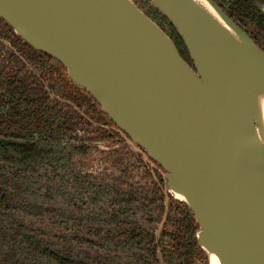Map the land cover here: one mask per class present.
I'll return each instance as SVG.
<instances>
[{"label":"water","instance_id":"water-1","mask_svg":"<svg viewBox=\"0 0 264 264\" xmlns=\"http://www.w3.org/2000/svg\"><path fill=\"white\" fill-rule=\"evenodd\" d=\"M150 0L192 66L133 0H0V19L63 66L134 154L183 197L218 264H264V52L212 0ZM233 34V35H232ZM261 130V129H260ZM0 144L19 145L0 139Z\"/></svg>","mask_w":264,"mask_h":264},{"label":"trees","instance_id":"trees-1","mask_svg":"<svg viewBox=\"0 0 264 264\" xmlns=\"http://www.w3.org/2000/svg\"><path fill=\"white\" fill-rule=\"evenodd\" d=\"M133 2L191 65L181 39L150 0ZM0 36L41 69L51 89L60 82L66 99L113 127L60 65L1 19ZM86 124L71 107L50 102L34 77L0 72V138L22 143L0 144V264H208L189 208L165 192L161 174L158 182L152 179L138 156L122 146L94 149L110 171L104 177L73 165L69 154L93 148L87 143H120L111 129L74 136Z\"/></svg>","mask_w":264,"mask_h":264},{"label":"flooded vegetation","instance_id":"flooded-vegetation-1","mask_svg":"<svg viewBox=\"0 0 264 264\" xmlns=\"http://www.w3.org/2000/svg\"><path fill=\"white\" fill-rule=\"evenodd\" d=\"M215 1H217L222 6L223 10L231 17V19H233V21L237 23L245 31V33L254 41V43L264 52V0H215ZM187 55L189 56L188 52ZM57 64L60 65L59 63ZM60 66L63 68L62 65ZM190 66H192V63ZM11 70L19 71L20 74L24 76L26 75V76L34 77L42 87L46 97L50 102L58 103L59 106L62 105L65 107L66 106L71 107V109L77 112L81 117H83L88 122V124H86L83 128L77 129V131L74 133V136L80 138L88 134L97 135L96 134L97 132L95 131L94 128H100L104 130L113 129V127L107 124L98 123L95 117H92V113L88 115L84 114L83 109L78 108L74 104V102L66 99V97H64V87L62 88L58 86L61 85L60 82L56 83L54 89H51L50 80L47 79L48 77L46 76L47 77L46 78L39 75V73L41 74V69H39L36 64L26 59V57H23L17 51V49L14 47V45L11 43L9 39L0 36V72H9ZM63 70L66 74L64 68ZM116 136L120 141V143H118L117 145H113V146L105 145L106 146L105 149L99 145L101 142L98 141L95 143H91V145L93 146L94 149L99 148L101 150L102 149L109 150L114 148L115 146H122L127 149L125 140L121 138V135H118L116 133ZM0 139H6V138H0ZM6 140H10V139H6ZM10 141H14V140H10ZM18 143L22 144L20 142ZM70 144L72 145L75 144L76 146H78L79 142L72 141L71 143H69V145ZM64 145H66V143ZM128 150L131 152V154H133L136 157L138 156L140 158V160L147 166V169L151 174L152 179L155 182H158L156 173L161 174V172L158 171L157 169L158 167L150 166L148 163L144 162L141 156L134 154L130 149ZM161 190L165 195L164 199L166 201L167 199L166 193L164 192L163 188Z\"/></svg>","mask_w":264,"mask_h":264},{"label":"rangeland","instance_id":"rangeland-1","mask_svg":"<svg viewBox=\"0 0 264 264\" xmlns=\"http://www.w3.org/2000/svg\"><path fill=\"white\" fill-rule=\"evenodd\" d=\"M87 144L91 145L90 143ZM99 145L104 149L106 148L103 143H100ZM66 146L68 145L66 144ZM73 147H76V145L73 144ZM69 156L73 165L84 173H92L93 176L97 177H104L105 175L110 174L109 170L107 171L104 169V161L94 148H91L90 150L88 149V151H71ZM135 180H139V178L135 176Z\"/></svg>","mask_w":264,"mask_h":264},{"label":"bare ground","instance_id":"bare-ground-1","mask_svg":"<svg viewBox=\"0 0 264 264\" xmlns=\"http://www.w3.org/2000/svg\"><path fill=\"white\" fill-rule=\"evenodd\" d=\"M192 1L195 2L202 9H204L208 14H210L218 22L221 23V21L217 18L216 14L213 12V10L208 6V4L204 0H192ZM255 104H256L255 118L260 123V127H261L260 128L261 130L257 129V133H258L259 139L262 140L264 137V91L262 90L255 91ZM173 196L174 198L183 200V197L179 194L173 193ZM209 264H218V261L213 254L209 256Z\"/></svg>","mask_w":264,"mask_h":264},{"label":"built area","instance_id":"built-area-1","mask_svg":"<svg viewBox=\"0 0 264 264\" xmlns=\"http://www.w3.org/2000/svg\"><path fill=\"white\" fill-rule=\"evenodd\" d=\"M136 152L138 153L139 156H141L143 158L144 162L148 163L150 166L158 167V166H155V165L151 164L148 161V158L145 156V154L142 151L137 150ZM157 169H158V171L160 170L159 167Z\"/></svg>","mask_w":264,"mask_h":264}]
</instances>
